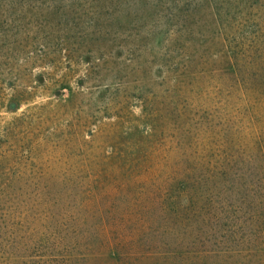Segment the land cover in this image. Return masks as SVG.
Masks as SVG:
<instances>
[{"label": "rangeland", "instance_id": "1", "mask_svg": "<svg viewBox=\"0 0 264 264\" xmlns=\"http://www.w3.org/2000/svg\"><path fill=\"white\" fill-rule=\"evenodd\" d=\"M240 2L222 3L224 11L241 12L235 15L238 25L224 31L208 0L200 2L185 25L191 33L173 39L181 45L180 61L169 72L155 54L162 37L142 40L136 29L85 39L74 55L65 49L45 58L0 54V264H131L111 250L83 253L71 234L64 235L66 228L60 232L65 239L54 246L55 223L33 212L44 191H61L60 182L107 189L147 163L156 147L169 149V164L190 165L196 153L187 147L182 154L174 144L201 143L207 122L215 130L208 155L221 144L231 152L225 136L236 131L245 152L260 156L264 8L247 15V4ZM128 13L122 21L132 26L135 18ZM251 22L256 34L247 30ZM225 36L234 40L236 54ZM259 253L245 264H264V249Z\"/></svg>", "mask_w": 264, "mask_h": 264}, {"label": "trees", "instance_id": "2", "mask_svg": "<svg viewBox=\"0 0 264 264\" xmlns=\"http://www.w3.org/2000/svg\"><path fill=\"white\" fill-rule=\"evenodd\" d=\"M202 1L0 0V54L14 58L24 51L27 58H45L65 49L74 55L85 39L136 29L142 40L162 37L161 50L155 54L169 72L180 61L176 55L181 45L172 44L173 39L191 33L186 22L195 16ZM208 2L223 31L238 25L235 21L239 16L235 15L241 14L239 9L224 11L226 0ZM242 2L249 9L247 15L264 8L262 0ZM124 11L134 15L132 26L124 25ZM246 27L253 34L259 31L252 22ZM226 37L228 48L236 54L234 40ZM244 91L250 95L252 88L245 86ZM211 124L202 127L201 143L174 144L182 154L187 147L188 152L196 153L192 164L171 165L169 149L156 147L148 153L147 163L134 167V174L107 189L95 190L92 183L85 186L77 181L60 182L58 193L47 189L36 201L41 206L33 212L36 219L55 223L52 231L58 237L54 246L71 234L72 244L83 253L111 250L131 264L146 259L156 264L254 261L264 249V184H259L264 181V150L260 156L246 153L244 141L235 131L225 136L226 143H233L231 152L221 144L208 155L206 150L215 135Z\"/></svg>", "mask_w": 264, "mask_h": 264}]
</instances>
